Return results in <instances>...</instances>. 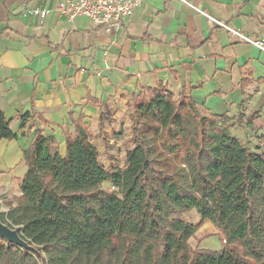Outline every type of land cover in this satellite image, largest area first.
Masks as SVG:
<instances>
[{
  "label": "trees",
  "instance_id": "trees-1",
  "mask_svg": "<svg viewBox=\"0 0 264 264\" xmlns=\"http://www.w3.org/2000/svg\"><path fill=\"white\" fill-rule=\"evenodd\" d=\"M127 107L132 147L123 169L100 164L82 114L69 113L64 155L54 136L34 131L20 195L0 212L33 249L0 237V264H264V154L185 89L175 97L157 85ZM16 138L0 112V140ZM191 209L214 225L219 250L190 246L199 224L179 216Z\"/></svg>",
  "mask_w": 264,
  "mask_h": 264
},
{
  "label": "crops",
  "instance_id": "crops-1",
  "mask_svg": "<svg viewBox=\"0 0 264 264\" xmlns=\"http://www.w3.org/2000/svg\"><path fill=\"white\" fill-rule=\"evenodd\" d=\"M59 1L0 0V112L17 134L0 140V212L20 195L18 180L26 172L22 152L36 129L54 136L56 150L65 154L63 131L73 132L69 113L73 119L84 116L95 147L99 137L109 140L108 148L111 138L119 139L112 152L124 156L125 168L132 147L127 104L157 85L175 97L185 89L205 112L226 115L230 132L264 154V51L198 11L252 40H264V0H187L198 10L177 0H144L113 28L54 12L39 23L26 11L52 10ZM241 79L247 80L242 86ZM26 113L30 117L21 127ZM96 149L105 170L120 168L107 165ZM192 212L195 222L188 217ZM179 217L194 225L201 219L195 209ZM203 223L216 232L210 221ZM220 247L212 234L200 248Z\"/></svg>",
  "mask_w": 264,
  "mask_h": 264
},
{
  "label": "built area",
  "instance_id": "built-area-1",
  "mask_svg": "<svg viewBox=\"0 0 264 264\" xmlns=\"http://www.w3.org/2000/svg\"><path fill=\"white\" fill-rule=\"evenodd\" d=\"M177 1L196 9L187 0ZM143 2L144 0H60L52 10L48 8H35L26 11L38 17L39 23H42L49 13L54 12L56 15L65 17L66 19L85 16L94 25L113 28L118 27L122 19L132 16ZM198 11L207 16L210 21L225 28L232 35L264 51V40H252L229 25L216 20L200 10ZM112 188L114 189V187Z\"/></svg>",
  "mask_w": 264,
  "mask_h": 264
},
{
  "label": "rangeland",
  "instance_id": "rangeland-1",
  "mask_svg": "<svg viewBox=\"0 0 264 264\" xmlns=\"http://www.w3.org/2000/svg\"><path fill=\"white\" fill-rule=\"evenodd\" d=\"M65 128L68 130V127L65 126ZM106 138H108V136ZM104 139L105 138H100L99 137L98 141H97V145H96V147L98 146L100 151H101V157H102L101 159L104 162H106L107 165H108V162H113L114 164H111V165H119L120 166L119 169H123L122 166L124 164V156H122V157H120V156L114 157V152H112L118 146L117 142H118L119 139L111 138L112 141L110 142L111 146L109 148L105 147V144H104V143H109V140L105 141ZM243 140H245V139L243 138ZM126 144H127V142H126ZM121 145H122V143L120 144V146ZM106 150H109V151H106ZM102 188L107 190V191H112L113 190L112 186L109 183H106V182L102 184ZM193 213L194 212H192L190 214L191 216L189 215L188 217L190 218V220L195 222V221H197V217ZM198 221L199 222L196 224V225L199 224L198 229L195 232L194 236L189 239V244H190V246L192 248H196V247L200 248L201 244L203 243V241L207 240L209 238V236H211L212 234L215 235V233H216L215 230L213 231V228L211 226H209V227L203 226V224H204L203 220L199 219ZM207 244H210L209 241L207 242ZM220 246H221V242H220Z\"/></svg>",
  "mask_w": 264,
  "mask_h": 264
},
{
  "label": "water",
  "instance_id": "water-1",
  "mask_svg": "<svg viewBox=\"0 0 264 264\" xmlns=\"http://www.w3.org/2000/svg\"><path fill=\"white\" fill-rule=\"evenodd\" d=\"M0 237L7 242L19 245L25 249L32 250L33 248L20 236L16 228L10 227L0 220Z\"/></svg>",
  "mask_w": 264,
  "mask_h": 264
}]
</instances>
